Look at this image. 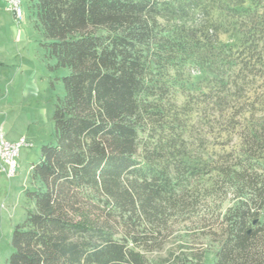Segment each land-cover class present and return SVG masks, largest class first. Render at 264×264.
<instances>
[{
  "label": "trees",
  "instance_id": "1",
  "mask_svg": "<svg viewBox=\"0 0 264 264\" xmlns=\"http://www.w3.org/2000/svg\"><path fill=\"white\" fill-rule=\"evenodd\" d=\"M27 1L69 74L8 264H264V0Z\"/></svg>",
  "mask_w": 264,
  "mask_h": 264
},
{
  "label": "rangeland",
  "instance_id": "2",
  "mask_svg": "<svg viewBox=\"0 0 264 264\" xmlns=\"http://www.w3.org/2000/svg\"><path fill=\"white\" fill-rule=\"evenodd\" d=\"M28 5L22 0L23 15L18 17L8 0H0V135L12 143L25 140L16 157L15 176L8 177L0 169V264H8L14 251L11 241L15 227L34 208L26 190L32 189L31 172L40 161L42 147L55 142V105L64 96L62 79L69 74L66 68H51L55 61L43 46ZM222 38L236 40L230 34ZM191 232L181 226L162 250L149 257L167 258L192 240L193 249H204L206 264H211L216 246H210L198 232L195 236Z\"/></svg>",
  "mask_w": 264,
  "mask_h": 264
},
{
  "label": "built area",
  "instance_id": "3",
  "mask_svg": "<svg viewBox=\"0 0 264 264\" xmlns=\"http://www.w3.org/2000/svg\"><path fill=\"white\" fill-rule=\"evenodd\" d=\"M9 8L21 17L23 15L22 0H8ZM25 140L17 143L7 141L3 135H0V169L5 172L8 177H13L17 173L18 164L16 157Z\"/></svg>",
  "mask_w": 264,
  "mask_h": 264
}]
</instances>
